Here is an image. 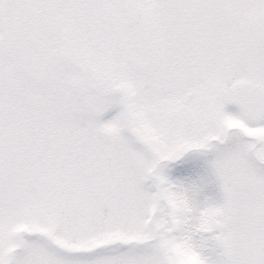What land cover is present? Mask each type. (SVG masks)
Returning <instances> with one entry per match:
<instances>
[{
	"label": "snow or ice",
	"instance_id": "6c2138e0",
	"mask_svg": "<svg viewBox=\"0 0 264 264\" xmlns=\"http://www.w3.org/2000/svg\"><path fill=\"white\" fill-rule=\"evenodd\" d=\"M0 264H264V0H0Z\"/></svg>",
	"mask_w": 264,
	"mask_h": 264
}]
</instances>
